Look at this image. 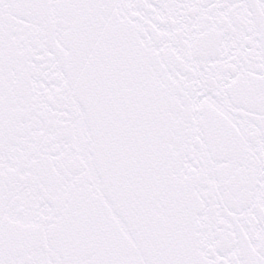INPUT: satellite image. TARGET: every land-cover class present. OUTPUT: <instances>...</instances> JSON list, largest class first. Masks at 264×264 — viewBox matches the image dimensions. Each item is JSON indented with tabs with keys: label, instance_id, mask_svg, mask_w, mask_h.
<instances>
[{
	"label": "snow or ice",
	"instance_id": "6c2138e0",
	"mask_svg": "<svg viewBox=\"0 0 264 264\" xmlns=\"http://www.w3.org/2000/svg\"><path fill=\"white\" fill-rule=\"evenodd\" d=\"M0 264H264V0H0Z\"/></svg>",
	"mask_w": 264,
	"mask_h": 264
}]
</instances>
